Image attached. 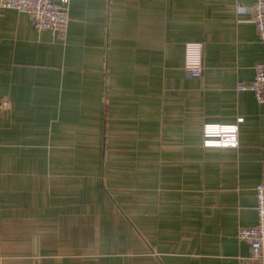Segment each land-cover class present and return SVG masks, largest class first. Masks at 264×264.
Masks as SVG:
<instances>
[{
  "label": "crops",
  "instance_id": "obj_1",
  "mask_svg": "<svg viewBox=\"0 0 264 264\" xmlns=\"http://www.w3.org/2000/svg\"><path fill=\"white\" fill-rule=\"evenodd\" d=\"M253 2L69 0L65 40L0 7V264H264L236 235L264 180V105L235 88L264 60Z\"/></svg>",
  "mask_w": 264,
  "mask_h": 264
},
{
  "label": "built area",
  "instance_id": "obj_2",
  "mask_svg": "<svg viewBox=\"0 0 264 264\" xmlns=\"http://www.w3.org/2000/svg\"><path fill=\"white\" fill-rule=\"evenodd\" d=\"M0 7L27 13L35 30H47L52 36L65 40L69 0H0ZM251 21L259 42L264 46V0H254ZM202 50L201 42L184 44L183 69L188 77L199 78L202 75ZM235 88L249 90L257 103L264 105V60L256 64L250 81L237 82ZM203 145L236 146L237 125L206 124L203 128ZM255 196L256 223L250 227H239L236 235L238 239L248 243L253 260L264 262V180L256 184Z\"/></svg>",
  "mask_w": 264,
  "mask_h": 264
}]
</instances>
